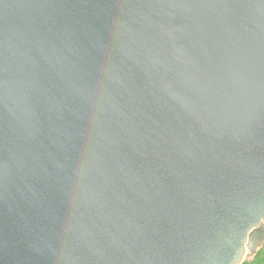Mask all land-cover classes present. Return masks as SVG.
Segmentation results:
<instances>
[{
    "label": "water",
    "instance_id": "1",
    "mask_svg": "<svg viewBox=\"0 0 264 264\" xmlns=\"http://www.w3.org/2000/svg\"><path fill=\"white\" fill-rule=\"evenodd\" d=\"M263 244L264 0H0V264Z\"/></svg>",
    "mask_w": 264,
    "mask_h": 264
},
{
    "label": "trees",
    "instance_id": "2",
    "mask_svg": "<svg viewBox=\"0 0 264 264\" xmlns=\"http://www.w3.org/2000/svg\"><path fill=\"white\" fill-rule=\"evenodd\" d=\"M242 264H264V244L258 249L255 255L247 256Z\"/></svg>",
    "mask_w": 264,
    "mask_h": 264
},
{
    "label": "rangeland",
    "instance_id": "3",
    "mask_svg": "<svg viewBox=\"0 0 264 264\" xmlns=\"http://www.w3.org/2000/svg\"><path fill=\"white\" fill-rule=\"evenodd\" d=\"M247 256H250V255H247ZM247 256H246V257H247ZM246 257H245V258H246ZM245 258H244V259H245Z\"/></svg>",
    "mask_w": 264,
    "mask_h": 264
}]
</instances>
